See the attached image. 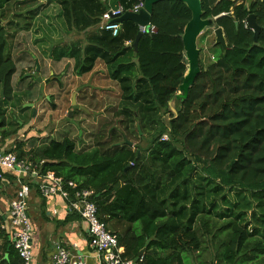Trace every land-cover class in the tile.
<instances>
[{"label":"trees","instance_id":"obj_1","mask_svg":"<svg viewBox=\"0 0 264 264\" xmlns=\"http://www.w3.org/2000/svg\"><path fill=\"white\" fill-rule=\"evenodd\" d=\"M13 1L0 0V17ZM57 1L69 30L84 34L85 44L57 48L56 60L75 59L77 75L101 61L121 99L90 147L70 136L29 150L17 141L18 159L41 176L53 173L76 190L94 191L99 218L117 236L123 258L135 264H264V0H202L203 18L223 29L228 47L214 44L219 55L201 62L184 100L176 96L188 69L183 34L192 13L186 4H155L157 32L143 35L135 48V22L123 21L117 36L99 26L110 8L128 11L138 0L113 6L109 0ZM251 15L260 27L257 44ZM10 27L0 24V87L7 101L17 73ZM5 120L4 138L17 132H6ZM66 188L74 198L75 190ZM249 208L260 227L248 223ZM2 238L0 264H24L0 217Z\"/></svg>","mask_w":264,"mask_h":264},{"label":"rangeland","instance_id":"obj_2","mask_svg":"<svg viewBox=\"0 0 264 264\" xmlns=\"http://www.w3.org/2000/svg\"><path fill=\"white\" fill-rule=\"evenodd\" d=\"M0 18L2 26H11L8 28V51L17 65L13 99L7 102L2 98L0 102L6 129L17 131L9 140L25 141L29 143L25 148L30 149L33 143L37 145L70 136L78 143L83 140V147H90L101 125L113 118L121 90L104 73L106 81L100 78L98 84L108 91L107 95L99 101L89 95L84 98L75 59L56 60L54 51L57 48H67L73 43L83 46L84 34L69 30L57 0H15L2 11ZM215 43V28L205 29L198 39L200 64L206 66L217 58L221 49L215 47ZM99 71H105V66L98 65ZM38 75L42 82L37 79ZM174 102H171V109L175 113ZM143 146H146L145 142ZM256 219L254 210L249 208L248 223L260 227L256 225Z\"/></svg>","mask_w":264,"mask_h":264},{"label":"built area","instance_id":"obj_3","mask_svg":"<svg viewBox=\"0 0 264 264\" xmlns=\"http://www.w3.org/2000/svg\"><path fill=\"white\" fill-rule=\"evenodd\" d=\"M145 8V0H138L130 10L126 11L121 5L110 8L101 19L99 28L102 31H110L117 36L122 24L116 20L126 12L140 13ZM142 35L155 34L157 28L152 23L148 26L138 25ZM168 135L163 140H168ZM12 175L16 181L17 191L10 202L8 225H3L10 234L12 244L24 264H35V227L29 216V183L39 186L43 197H60L67 202L68 214L77 213L86 225L88 232V243L95 252L96 263L94 264H135L131 260L123 258V248L119 246L118 238L107 225L99 218L98 207L93 201L94 191L83 189L76 190L77 185L69 182L67 185L62 178L53 173L39 175L38 170L28 161L19 160L17 155L11 151H0V181H4L6 175ZM75 190L74 198L66 188ZM56 213V212H55ZM70 247L75 251L72 252ZM68 248L65 242L56 244L50 257L51 264H89L86 255L77 254L79 250L77 243H72Z\"/></svg>","mask_w":264,"mask_h":264},{"label":"crops","instance_id":"obj_4","mask_svg":"<svg viewBox=\"0 0 264 264\" xmlns=\"http://www.w3.org/2000/svg\"><path fill=\"white\" fill-rule=\"evenodd\" d=\"M251 1L252 0H248V2ZM110 4L115 5L116 1L114 2L113 0H111ZM98 65L103 67L104 64L101 61H98L97 65L95 66L92 72L77 76L82 84L80 86V92L82 93V95H84V98H86L89 95L96 97V99H98L99 101V99L102 98L103 95H107L108 92L102 87L101 88L99 87L98 84L99 79L103 78V80L106 81L108 73L106 68L105 71L98 72ZM104 73L106 74V78H104L105 77ZM38 78H41L40 75H38L37 79ZM87 78L89 80H87ZM108 80L112 82V80L109 77ZM2 93H3V89L2 87H0L1 103L3 98ZM4 100L7 101L5 98ZM7 102H11V101H7ZM30 105L31 104H29L28 106ZM82 109L85 108L82 107ZM34 112L36 115L37 110H35ZM0 119H1L0 121L1 123L2 111L0 112ZM3 131L4 130H2V127H0V151L3 150L13 151L17 139L9 140L11 137L14 136V134L12 136H8L4 138ZM5 131L13 132L7 130L6 128ZM21 136H24V134ZM20 138L21 137H19V139ZM4 140H6L7 142L4 143ZM12 143L14 144L12 145ZM26 145L29 146V143H27ZM34 145L35 144L33 143L32 147ZM28 190L30 196L29 216L31 217L35 227V243H34L35 253H36L35 264H51L50 257L53 254L56 244L60 241L65 242V244L68 245V248L71 246L72 243H77L80 251H76V253L86 255L89 258L88 260L89 264L96 263L95 252L88 243L87 227L86 225H84V223H82L80 217H76L75 215L73 216L68 214L67 202L60 197H49V198L43 197L41 192L39 191L40 190L39 186L36 185L35 183H32L31 180L29 183ZM16 191H17L16 181L15 178L13 179V176H11L10 179L9 177H5L4 181H0V217H2V230L5 231L6 235L8 236V241H10L11 244H12L11 234L5 228H3V225L5 226L8 225L10 202L14 198ZM0 243H2V245L5 243L4 238H2V241L0 240ZM71 249L72 248L70 247V250ZM72 252L75 253L73 249ZM5 258L7 259L8 255H6Z\"/></svg>","mask_w":264,"mask_h":264},{"label":"water","instance_id":"obj_5","mask_svg":"<svg viewBox=\"0 0 264 264\" xmlns=\"http://www.w3.org/2000/svg\"><path fill=\"white\" fill-rule=\"evenodd\" d=\"M163 0H145V8L140 11V13L135 14L132 12H126L122 17L118 18L116 22L122 23L125 20H130L135 22L137 25L148 26L152 23V14L154 11V5ZM187 5L192 13V18L185 27L183 34V41L185 46V55L187 61V73L184 79L183 84L180 87V92L176 96L178 100H184L188 98L189 91L191 87L195 84L198 75L201 73V64H200V54L201 51L198 47V39L201 34L207 28H215L216 44L221 45L224 50L227 49L228 45L226 38L223 33L222 28H217L214 19H204L203 18V7L202 0H179ZM0 24H3L0 20ZM248 25L254 29L255 35V44L258 43V33L260 27L256 23V17L251 15L248 18ZM142 33H138L137 39L134 43V47H138V42L142 37ZM40 70V66L37 64V71ZM39 81H42L41 78H38ZM4 98V90L2 93ZM174 100V99H173ZM172 100V101H173ZM33 106V105H31ZM145 251H142V254Z\"/></svg>","mask_w":264,"mask_h":264}]
</instances>
